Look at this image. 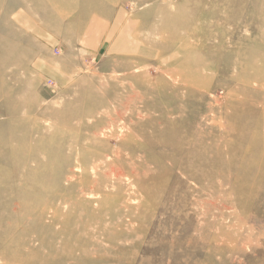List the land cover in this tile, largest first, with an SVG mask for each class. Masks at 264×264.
I'll return each mask as SVG.
<instances>
[{
    "label": "rangeland",
    "instance_id": "1",
    "mask_svg": "<svg viewBox=\"0 0 264 264\" xmlns=\"http://www.w3.org/2000/svg\"><path fill=\"white\" fill-rule=\"evenodd\" d=\"M263 259L261 0H0V264Z\"/></svg>",
    "mask_w": 264,
    "mask_h": 264
},
{
    "label": "bare ground",
    "instance_id": "2",
    "mask_svg": "<svg viewBox=\"0 0 264 264\" xmlns=\"http://www.w3.org/2000/svg\"><path fill=\"white\" fill-rule=\"evenodd\" d=\"M47 2H51L52 0H46ZM261 3L262 4H264V0H261ZM54 11V10H53ZM61 16H63V13H59V15H58V18L59 17H61ZM62 18V17H61ZM173 21V25L176 27V30H181V29H183L184 27H186V24L188 23L186 20H180V18L178 17V19H174V20H172ZM172 36H176L177 37V35L176 34H174L173 33V35ZM169 43H167L166 44V47H168V48H171V46L170 45H168ZM171 44V43H170ZM203 61V60H202ZM201 60L194 66V67H191V68H189L188 69V71L191 73V74H193L194 75V77L195 76H197L198 77V70H199V68L200 67H206V64L204 65L203 64V62H202ZM238 75V74H237ZM236 75V76H237ZM191 88H192V85H189ZM207 105V104H206ZM92 106H94V105H92ZM92 106H91V108L90 109H88L87 111H86V114L85 115H89V117L91 116V114L93 113V111H92ZM210 107V106H209ZM207 111V110H206ZM209 111V110H208ZM211 111V110H210ZM221 112V111H220ZM82 116H84V115H82ZM188 118L189 119H191V120H187L186 121V123H188V125H186V126H183L184 127V129L187 131V133L190 135V137H188V138H186V139H182V141H179V142H177V144H175L176 145V147H178V148H182V144H187L188 145V147H190V148H192V147H194V144H195V141H196V139H197V133H198V131H197V127H196V125L194 124V126H192V123L194 122V121H196V119H195V116H192L191 114H189L188 115ZM80 119V118H79ZM200 120V119H199ZM98 122H103L102 120H98ZM241 127V126H240ZM208 142V141H207ZM99 165V164H98ZM117 170V169H116ZM244 174V176H245V173H243ZM134 175V174H133ZM135 176V175H134ZM129 182V181H128ZM93 192V191H92ZM50 197V196H49ZM80 196H78V198H79ZM81 198H82V196H81ZM81 198H79V199H81ZM89 199V198H88ZM81 201V200H80ZM90 202V201H89ZM53 203V202H52ZM259 243V242H258ZM107 247H109V246H107ZM80 249V248H79ZM253 252V251H252ZM114 259V258H113ZM264 260V259H263ZM125 263V262H124Z\"/></svg>",
    "mask_w": 264,
    "mask_h": 264
}]
</instances>
